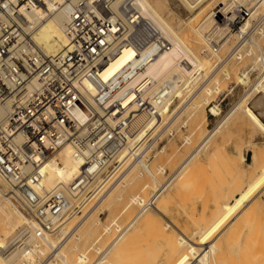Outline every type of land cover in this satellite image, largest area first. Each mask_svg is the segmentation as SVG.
<instances>
[{
    "label": "built area",
    "instance_id": "2783aa9c",
    "mask_svg": "<svg viewBox=\"0 0 264 264\" xmlns=\"http://www.w3.org/2000/svg\"><path fill=\"white\" fill-rule=\"evenodd\" d=\"M48 1L58 10L70 8L66 44L54 57L46 56L24 28L26 14L48 10ZM169 48L141 13L139 0H0V105L11 111L0 126L1 191L28 222L13 247L24 238L43 242L57 235L135 164L150 159L149 135L135 140L138 121L161 120L160 112L176 99L173 81L154 91L145 73ZM127 50L136 57L104 81L105 70ZM66 148L78 172L70 183L46 188L45 168L62 166L59 153ZM170 178L150 199L134 204L139 210L133 219L114 222L119 228L109 245L95 249L93 259L82 255L77 264H106L110 245L131 230L140 213L156 207ZM55 250L47 256L49 264L63 263Z\"/></svg>",
    "mask_w": 264,
    "mask_h": 264
},
{
    "label": "bare ground",
    "instance_id": "6f19581e",
    "mask_svg": "<svg viewBox=\"0 0 264 264\" xmlns=\"http://www.w3.org/2000/svg\"><path fill=\"white\" fill-rule=\"evenodd\" d=\"M209 1L210 0H181V2L184 5V7L187 10H189L190 12H193V11H195L197 9L199 10L200 9L199 7H201V5H203V4L204 5L205 4L207 5V3H208V5H209V6H206L205 5L206 7H204V8L202 7L203 9L202 10L200 9L201 11L197 14V16L195 17V19H193L194 22L196 21V26L195 25L192 26L194 24V22L192 24V21H191L190 24H189V27L187 26L188 27L187 29L189 31L188 32H184L183 31L184 30L183 29L184 27L182 28V26H181V28L183 30L181 28L176 29L175 27H173L168 22V20L165 19V17L163 16V13L160 11V6L155 3V0H139V8H140V11L143 14V16L146 19H148L150 22H152L154 24V26L159 31H161V33L164 35V37L167 40V42L170 44L169 50L166 51V52H164V53H162V54H160L149 65V67H148V69H147V71L145 73V76L149 77L153 81L152 82V88L151 89L154 90V91L157 90L158 87L160 85H162L163 83L173 81L174 82V86H173V89L174 90L173 91H174V94H175V99H180L181 101H184V99H186L185 98L186 94H190V95L192 94V95H194V96H192L193 97L192 98V102L189 105V106L192 107L191 110L192 111L194 110L192 112L194 115L197 114L203 108V106L205 105V106H207L208 109L209 108L211 109L210 112L213 115L220 116L221 109L218 108V106H215V104L217 102H213V103L211 102L210 103V100L213 99V98H215V97H217V96L218 97L221 96L226 91L224 89H222V86H224V85H221V81L220 80H215V82H214V79L211 81V80H209V78H208V81L206 82L207 83L206 84L207 86L203 85L202 87L198 88V84L201 83L200 81L203 79V77H205L207 75V72H206V69H205V66H206L205 60L206 59L204 60V58L201 56V54H203L202 53L203 51H205L206 53L208 52L207 58H208V60L210 59L209 61H211V59H212V60H215L216 64L226 66L227 64H229L231 61L233 62L234 60L236 62H240V63L243 62L246 59V57H247V53L244 54V51L242 52L241 46H245V44L243 43V45H240V48L239 47H236V49L235 48L232 49L231 53L226 58H223V52H224L223 50H224V48H226L228 46L229 40H227L226 43H224L223 45H221L220 41H221L222 38L220 39L219 38L220 36L219 37L216 36V38H214L215 40H212L213 38L211 39V36H209V35L207 36L206 35V32H208L209 28L212 27V25H214V24L217 25V21L216 20H219V22H220L221 25H220V27H217L216 26L217 27L218 34L215 31L214 32L217 35L222 34V36H224V33H228V35H230L229 34L230 33V28L234 24L235 19L242 17V15L244 16V14L241 15V13H240L239 10H238L239 12L237 11V8H236V10H234L235 9V6L237 7L239 4H241V3L243 4V2H246L248 4L250 2V4L253 5V8L248 9L249 12L252 13L251 18L245 23V25L243 26L242 30H240V33L236 36L239 39H243V36L246 35L248 33V31L250 30V28H251V24L253 23L252 22V19L255 18V15L257 13V10L255 11V9L258 6H259V9H261L260 7L264 5V0H224L223 2H219L218 4L216 3V4L211 5V6L209 4ZM156 2H157V0H156ZM211 2L212 1H210V3ZM225 2H228V3L225 4ZM163 3H161V4H163ZM47 7H48L47 8L48 10H44V11H39L38 10V11H35V12H31V13L26 14L27 23L25 24L24 28L29 33V35L32 37V39L35 42V44L41 49V51L46 56H48V57H54V56H56V55H58V54H60L62 52V50L64 49L65 44H66V41H65V28H66V25H67V23L69 21L70 8L69 7H65L63 9H59L58 10V9H56L54 7V4H53L52 1H48ZM237 12H238V14H237ZM258 31H261V30H258ZM217 38H219L220 40H218ZM251 39H252V37H251ZM214 42H216V44H214ZM245 43H246V41H245ZM257 43H258V41H257ZM249 53L250 52L248 51V54ZM249 56H250V54H249ZM135 57H136V53L134 51H132V50L125 51L122 54V56L117 61H115L110 67H108L107 70H105V72L102 75L103 80L104 81H108L109 79H111L120 70H122L126 65H128ZM253 59H254L253 60L254 61V64L251 67L245 69V71H243L244 73L241 74V75H239L238 78H237L238 84H241V86L243 85L244 87H247V88L249 87V91L246 92V94L244 96L242 95L243 99L239 103H237L235 105V107L231 110V112H229V114H227L222 119V121L219 123V125L212 132H209V135L208 136L206 135L207 137H205V139H203L202 143L205 142L208 145L211 140H214V138H216V136H219V133L221 132V130H223V128L227 124H228V126H230L229 125L230 122L234 118L239 117V116L242 117V118L245 117V119H247V121L250 123V127L252 126L254 128V130H252V127H251V130L252 131H255L256 130L258 133H260V134H262L264 136V122L261 119V116H264V56H260V54H259L257 57H255ZM207 68H208V66H207ZM224 71H225V69H224ZM254 71L255 72H260V75H259V78H257L258 80H256V82L254 84H252L251 83V79H250V74L253 73ZM246 72H248V73H246ZM223 74H225L226 80H229L230 79V76L231 75H230V72L229 71H225ZM218 75L216 77H219ZM180 82L182 83L181 85H180ZM202 82H203V80H202ZM212 82H214V83H212ZM197 97H199V98H197ZM195 98L201 99V102H198L197 100H195L196 101V103H195V101H194ZM173 104H174V100L169 101L167 103V105L165 106L164 110L160 112V114H161V120L158 119L157 121H155V120L147 119V117H141L140 120L138 121V125H137V128L140 130V132H139L138 136L135 138V140H140V139L142 140L145 137H147L149 134L151 135V133H152V136H153L154 133H158L156 131H158V129L161 126H163L165 120H167V118L169 119V117H172L175 114L174 111L178 110V107L177 106L174 107L175 110H171L172 107H173ZM180 104H181V102H180ZM255 111H258L260 113V115H258ZM10 112L11 111H8L5 106L0 105V126L5 122V120L9 116ZM187 113L189 114L190 111L187 112ZM203 113H204V111H203ZM196 116L197 115H195V117L193 116L194 117V120L196 119ZM204 116L205 117L203 118V124L202 123H199V124L197 123L198 124L197 127L194 125L196 127V129L198 130V132H199L200 129L204 128L205 125H206V123H207V120L208 119L206 118V115H204ZM179 119H180V116H179ZM191 121H193V118L191 119ZM189 122H190V120H189ZM193 122H195V121H193ZM193 122H192V124H194ZM234 122H233V125H234ZM244 123H243V126H246V125H244ZM249 123H248V126L247 127H249ZM184 127H185V125H184ZM192 127H193V125L191 126V128ZM226 129H227V127H226ZM191 130H193L195 132V130L193 128ZM224 130H225V128H224ZM194 132H193L192 135H194ZM255 132H252L249 135L252 136V134L253 133L255 134ZM228 135L226 134L227 137H230ZM204 136H205V134H204ZM222 137H224V136H222ZM253 137H254V135L250 139H252ZM193 138H195V137L193 136ZM185 141L189 145V143H191L190 137L187 138V139H185ZM155 142H156V140H155ZM246 142H247V144H249L248 141H246ZM243 143H244V139H243ZM250 143H252V142H250ZM207 145H206V148H207ZM254 145L256 146V143H254ZM196 147L198 148V146H196ZM239 147H236V148H238V149H236L238 151L237 153L239 154L238 156H239V158L241 157L244 161H246L245 160V156H243L244 153H243V149H242V147H244V144H243V146L241 148H239ZM247 149H248V152L251 154L250 156H251L252 166L249 165V167H252V169L250 168V170L253 171V174L252 175L254 176V175H257L258 173H260L261 175L256 180V182L254 184H252L254 182L253 181L252 183H250L247 186V188L249 187V189H248L247 192L245 190H243V188H244L243 185H245L244 182L241 181V180H239V179H237V178H235L234 183H232L235 186L234 191H232V194H231L232 195V198H231L232 199V202L233 201H237L236 200L237 199L236 197L238 195H241L244 192H246L247 194L248 193H251L254 190V188H256L258 185H260L261 183L264 182V155H263V153L261 151L257 150L254 146H251V147L249 146ZM201 152L202 151H198L197 149H195L187 158L185 157V159H184L185 162L183 161L184 163H182L181 167L178 168V170L175 172V174L173 176H171L172 178H170V180H168V182L171 181L170 184H169V187H168L167 191L164 194H162L157 199V203H159L158 201L160 200V198L162 196H164L166 193H168L169 190H171V188H172L174 182L177 180V178L180 177V175L182 177V174L184 173L185 169L187 167H189L190 162L199 153H201ZM216 152H217V150H216ZM212 153H213V151H212ZM222 153H223V155L227 156V151L226 150L223 151V152L218 151L217 153H215L213 155L214 158H211V159H213L212 162L214 164L216 163L217 158H219V160H220V158H222L221 157L222 156ZM59 160L61 161L62 166H57L55 163H51V164L49 163L46 166V168H45L46 179H45L44 186L46 188H53L54 186H57V185H60V184H68V183H70L72 181L73 177L78 172V164L73 160L72 153H71V150L69 148H66V149L62 150L59 153ZM208 160H209V158H208ZM219 160H218V162H219ZM233 161L230 162V163H228L229 170H231L234 173V176L242 175L244 173V171H246L245 170V167L244 166H243L244 168L242 167L244 169V171L241 172L240 166H238L235 163H233ZM224 163H225V161H224ZM210 164H212V163H210ZM232 164H235L236 166H234ZM243 164H245V163H243ZM134 166L114 186H112L110 188V190L103 197V199L100 200V202L101 201L103 202L106 199H110L111 201H110V204H109L108 207H110L112 204L117 205L118 202L121 203V200H123L122 199V194L113 195V193L116 190V187H118V185L124 184L123 182L126 180V178L130 174H131V176H133L131 178H135L136 177V176L134 177V175H132V174H135L137 172L136 171L135 173H132L135 170V168H136ZM136 166L137 167L140 166V168L143 169V172L144 173L146 172L153 179L154 183L156 182V177L153 175L154 173L150 170V168L146 164L138 163V164H136ZM197 166H199V165H197ZM208 166H209V164H208ZM221 166H223V165H221ZM233 167H235V169ZM247 168L248 167H246V169ZM157 169H156V171H158L159 174H164V171L165 170L162 167H158L157 166ZM194 169H196V167ZM199 169H202V168H199ZM196 170H198V168ZM216 170H218V169H216ZM226 170H228V169H226ZM188 171H190V169L189 170L187 169V172L185 171V176H186V174H188ZM247 171H248V169H247ZM195 172H197V171H195ZM200 172H201V170H200ZM205 172H206V170H205ZM232 172H230V173L232 174ZM226 173L229 174L228 171ZM155 174H156V172H155ZM218 175H220V174H218ZM229 176H232V175H229ZM244 176H245V174L242 175L243 178H244ZM138 177H139V175H138ZM140 177H142V175ZM183 177H184V175H183ZM194 177L197 178L196 176H194ZM180 178H178V179H180ZM184 178H185V179H183L184 181H186V182L188 180L190 181V179H187V178H190V177H187V178L184 177ZM202 178H203V175H202ZM224 178L225 177H223V179ZM250 178H251V176H250ZM248 179H249V176H248ZM181 180H182V178H181ZM138 181H139V179H138ZM184 181H182L183 184H184ZM198 182H199V180H198ZM209 182L211 183V179L209 180ZM149 183H151V182H149ZM149 183H147L148 186H150ZM152 183H151V187H152ZM164 183L165 182H163L161 185H163ZM199 183L201 184L202 182H199ZM224 183H226V182L224 181ZM188 184H189V182H188ZM129 185L131 186V183ZM154 185H156V184H154ZM161 185H158L157 188L154 187V188H156L155 191L153 193H150L152 195L149 198L148 197H146V198L150 199L155 194V192L157 191V189H159V187ZM178 185H180V182L178 183ZM186 185H187V183H186ZM202 185H204V184H202ZM202 185H201V187H203ZM124 186H126V183L124 184ZM144 189H142L141 191L144 190L143 192H145V196H147L149 194V192H148V194H146L147 193L146 192L147 191L146 190L147 187H145ZM151 189L153 190V188H151ZM217 189H215V190H217ZM1 190L2 189H0V251H2V255L0 253V264H38V261L41 260L40 258H42V256L43 257L46 256L48 254V251L49 250L50 251H53L54 249H56L55 250V254L57 255L56 257L63 258L61 256V253H62V250H63L62 248L64 247V245L66 246V244L63 245V243L66 240V237L68 235L69 228H71V227H69V225H70L69 223L71 222V220L66 224V226L65 225H64V227L62 226V229L59 230V235H56V236H58L57 238L54 235V236L48 237L46 240H43V242H36L35 240H32L30 237H28L26 239L24 238L23 239L24 242L22 241L21 243H19L15 247H13L12 241H10L11 243L9 242L10 244L9 243L8 244L6 243L8 237L12 236L15 231L19 230L22 226H24V224L26 225L28 222H27V219L24 217V215L22 213H20L17 210V208L11 203V201L7 197H5L3 195V193H2ZM196 190H198V189H196ZM263 191H264V187H263L262 191L259 192L258 194L262 193ZM185 192H186V190H185ZM199 192L200 191H198L196 193L198 194ZM219 192H222V191H219ZM188 193H189V191H188ZM217 194H220V193H217ZM231 195H230V197H231ZM207 197H208V195H207ZM206 198L204 197V200L203 201H206L207 200ZM216 198H217V196H216ZM216 198H215V201H216ZM142 199H144V198H142L140 196H136V197L133 196V197L130 198V201H131L130 204L131 205L132 204H138V201L139 200L141 201ZM186 200H187V198H186ZM165 202H164V204L167 205L168 204V200L165 201ZM232 202L231 203H229V202L226 203L223 207L221 206V208H223L224 211L220 207L218 208L219 215L217 217V220L214 223L212 222L213 225L211 227H209L211 223L210 224L207 223L208 227H206L207 225L205 224V222L206 221L209 222L208 220H204V219L201 220V218H204L202 216V213H203L202 212L201 213V218H198V217L197 218H198V221L201 220L204 223V225L203 224H200L199 227H197L196 226L197 224L195 225V223L192 222L198 228V231H196V234L195 235H189L187 233H183V232L179 231L178 229H176V227H175L174 232L172 234H168L169 233L168 231L170 229H172V226L169 225V224H162L161 223V224L155 226V224H154L155 223L154 218L156 216H158L159 213H160V210L157 207V204H156V207L155 208L150 209L146 213L143 212L142 215L140 213V215L138 216V219H141V217L145 216L146 222H147V224H148V226L150 228V232L155 233V234H158V236L156 235L157 236L156 240H152V241H153V246H155V247H158L159 246L160 254H159L158 257L156 255L157 253L154 254V255H156V258L155 259H157V260L155 261V263H152V264H160V263L161 264L162 263L163 264H227V261L228 260H230V261L233 260L231 262V264H236L237 263L236 260L241 258L240 257L241 254L243 255V253H242L243 251L241 252L242 246H241V248L239 246V249H238V247L234 248L236 251H233L234 250L233 249L231 252L227 253L228 252L227 251V248L229 246H231L230 245L231 242H229L231 240H229L230 239L229 236H228V238H229L228 240L226 238H224V236L226 234L225 235L223 234V232H224L223 229L225 230V227H226L225 224H226L227 220L230 218V216H231L232 213L235 214V211H238L237 208H238V205H239L240 202H237L233 206L231 205ZM161 203H163V201H161ZM92 204H93V202H92ZM92 204H90V207H91ZM215 205L217 206V204H215ZM205 206H206V203H205ZM127 207H126V209H127ZM204 208L205 207H203V211H204ZM110 209H112V208H110ZM214 212H215V210L213 211V213ZM220 212H221V214H220ZM246 213H248V211H246L245 214ZM239 214H240V212H239ZM93 215L91 216V218L93 217ZM247 215L248 214H246V216ZM215 216L216 215H214V217ZM240 216L241 215H239V218H241ZM246 216H244V218H246ZM95 217H97V216H95ZM95 217H94V219H95ZM88 218H89V216H88ZM88 218H86V220H84V222H82L84 224L83 226L85 227L84 228V235H88L91 232H92V234H95L94 230L96 231L97 228L99 226H101V222H100V220H98V217H97V220L95 219V220H91V221H90V219L88 220ZM191 218L193 220V217L192 216H191ZM236 218L238 219V217H236ZM236 218H234V219H236ZM237 219H236V221H237ZM246 219L248 220V217ZM115 220H117V219H115ZM136 221L138 222V220H136ZM236 221L235 220H232L230 225H232V227H235V225H233V224H236L237 227H239L238 225H239V223L241 221L240 222L239 221L236 222ZM137 222H135L133 224L132 228L137 224ZM73 223H75V222H73ZM73 223H71V224H73ZM115 223H116V221H115ZM111 224H113V223H111ZM81 225H79V226L82 227ZM109 226H111V225H108V227ZM103 227H101V228H103ZM105 227L106 228H105L104 233L108 234V236L111 235V234H113V232H112V230L110 228H107L106 225H105ZM240 227L242 228L241 225H240ZM118 228L119 227L117 226L116 230ZM228 228H230V227L228 226ZM81 229H83V228H81ZM235 229L236 228L230 229L229 235L231 237L236 236V233L240 231V230L237 231L238 229L235 231ZM221 230H222V232H221ZM232 230H234L233 232L235 234H232L231 235ZM79 232H81V231H79ZM126 232H123L110 245L107 255H110L113 251H116V252H114V258H113L114 260L113 261L110 260L111 262H109V263L107 261L106 264H126V262H129L128 251H132L133 250L134 253H132V254H135L136 252L141 251L138 247H136L138 244H140L141 242H143V240L140 237L141 235L139 236L138 234L136 236H134L131 240H127L125 242V245H123L122 247H119L120 246L119 245L120 242H122L124 240V237L128 233V232L127 233ZM216 232H219V234L216 233ZM216 234H218V235H216ZM84 235H83V237H84ZM249 235H251L250 234V231H249ZM253 235H251V236H253ZM101 236H100V238H101ZM113 236H114V234H113ZM220 236L223 237L224 239L223 238H220ZM239 236L237 235L236 238H238ZM53 237H55V239H53ZM77 237L79 239H82L81 238V235H78ZM89 237L91 239V236H89ZM129 237H127V238H129ZM103 238H105V237H103ZM233 238H235V237H233ZM236 238H235V241L238 242L236 240ZM71 240H73V238ZM98 240H100V239H98ZM238 240H239V238H238ZM95 243H96V241H95ZM92 246H94V245L92 244ZM117 246H118V249H117ZM232 247H233V244H232ZM247 247H248V245H247ZM73 248H74V250H77L78 248H81V246L80 247H77L76 244H75V247H73ZM67 249H68V247H67ZM95 249H97V252L99 251L98 248H95ZM115 249H117V250H115ZM237 249L240 251L241 254L240 255L239 254H236V256L238 257V255H239L240 258L239 257L237 258L236 256H233V254H232V257H231L232 259L228 255V257L230 259H228L226 261L227 254H231V253H234V252L235 253L236 252L238 253ZM79 250H77L76 253H77V256H80V257L78 258L77 256H73V258H75L74 260H76V261L78 259H79L78 261H82V255H84L83 254L84 252L82 253V255H78ZM154 251L156 252V249ZM157 251H158V248H157ZM65 252H66V250H65ZM65 252H63V253H65ZM152 252H153V250H152ZM67 253H68V251H67ZM151 254L152 253H150V255ZM140 256L142 257L141 254H140ZM76 257L78 259H76ZM244 257H246L245 258L246 261H243V263H245L247 261L250 262L249 258L251 256L248 257L247 255H245ZM244 257H243V259H244ZM257 257L258 256L255 257L256 260H257ZM64 258H66V256ZM233 258L236 259V260H234ZM252 258H254V255H253ZM138 259H140V258H138ZM62 260H63V263L64 264H68L66 262V260H68V259H66V260L62 259ZM71 260H72V258H71ZM145 260L146 259H144V261ZM240 260H242V259H240ZM259 260L260 259H258L257 261H255L254 259L253 260L251 259V262L252 263L251 262L250 263L251 264H254V263H257ZM130 262L132 263V261H130ZM152 262H154V260H152ZM250 263H248V264H250ZM69 264H72V263H69ZM138 264H140V263L138 262ZM239 264H241V261H240Z\"/></svg>",
    "mask_w": 264,
    "mask_h": 264
},
{
    "label": "rangeland",
    "instance_id": "374dc122",
    "mask_svg": "<svg viewBox=\"0 0 264 264\" xmlns=\"http://www.w3.org/2000/svg\"><path fill=\"white\" fill-rule=\"evenodd\" d=\"M158 1L159 0H157V2H156V0H155V3L160 6V11L163 13V16L165 17V19L168 20V22L173 27H175L176 29L181 28V26H182V28L184 27L183 28L184 30L181 28L184 32H188L189 31L187 28L189 27V24H190L191 21H192V24H193V22H194L193 19H195L197 14L204 7L209 6L208 3H207V5L205 4L206 6L203 4V5H201V7H199L201 10L197 9V10H195L193 12H190L189 10H187L184 7V5L182 4L181 0H160L159 2ZM210 1H212V2L210 3ZM210 1H209V4L211 6V5H214L216 3L218 4L219 2H223L224 0H221V1L220 0H210ZM161 3H163V4H161ZM227 3L228 2H225V4H227ZM236 8H237V11L238 10L242 11L245 16L244 17L242 16L243 17L242 19L241 18L235 19L234 24L230 28V33H229L230 35H228V33H224V36H222V34L217 35L218 34L217 27H220V25H221L219 20H216L217 21V25L214 24V25H212V27L209 28V30H208L209 33L206 32V35L207 36L208 35L211 36V39L213 38L212 40H215L214 38H216V36L217 37L220 36L219 38L220 39L222 38L221 41H220L221 45H223L224 43L227 42V40H229L228 46L226 48H224V50H223L224 51L223 52V58H226L231 53L232 49H234V48L236 49V47L240 48V45H243V43L245 44V46H241L242 52L244 51V54L247 53V57L248 58L246 57V59L243 62H241V63L240 62H236L234 60L233 62L231 61L226 66H223V65L216 64L215 60L211 59V61H209L210 59L208 60V58H207L208 52L206 53L205 51H203L202 52L203 54H201V56L204 58V60L206 59L205 60V64H206L205 69H206L207 75L205 77H203V79H202L203 82H202V80L200 81L201 83L199 82L200 84H198V88L202 87L203 85L207 86L206 82L208 81V78H209V80H211V81L214 79V82H215V80H220L221 81V85H224V86H222V89H224L226 91L221 96H219V97L217 96V97H215V98L210 100V103L211 102L212 103L213 102H217L215 104V106H220V109H222V111H220L221 112L220 116L213 115L209 111L207 106L204 105L203 108L201 109L202 111L200 110L201 112L199 111L197 114H195L197 116H196V119L194 120L195 115L192 113L194 110L192 111L191 110L192 107L189 106L190 103L192 102V98H193L192 96H194V95L186 94L187 97L185 96L186 99H184V101H181L180 99H176L171 110H175V108H174L175 106L178 107V110L174 111L175 114L172 117H169V119L167 118V120H165L163 126H161L158 129V131H156L158 133H154L153 136H152V133H151V135L149 134V137L147 138L148 139V143H149L148 144L149 145L148 146L149 147L148 150L150 151L149 152L150 159L147 162H145V164L154 173L153 175L156 177V182L154 183L153 179L146 172L144 173L143 169H141L140 166L137 167L136 164H135L134 167H136V168H135V170L132 173H135L136 171L138 173L139 172L140 173L138 174L136 172L135 174H132V175H134V177L136 176L135 178H131L133 176H131V174H130L129 175L130 177L128 176L129 178L127 177L128 179L126 178V180L123 182L124 184L126 183V186H124V184L118 185V187H116V190L113 193V195L122 194V199L123 200H121V203L118 202L117 205L112 204L110 207H108L109 204H110V201H111L110 199H106L108 202L105 200L107 203L105 201H103V202L101 201L100 202V200H102L103 198H101L99 200L100 203L96 199V201L95 200L93 201V204L91 203L92 204L91 207H90V205L88 206L89 209L87 208V210L83 213V215H84L83 217L77 216V217H75L73 219H70L71 222L69 223L70 224L69 227H71V228H69L68 235L66 237L65 242L63 243V245L66 244V246L64 245V247L62 248L64 251L62 250V253H61V256L63 258L66 256V258H64L65 260L68 259V260H66V262L68 264L69 263H72V264L73 263L74 264L78 263L77 261L79 260L78 258L80 256H77L76 251L79 250V249L80 250L78 252V255H82V253L84 252L83 254H88V256L91 259H93L95 257V251H94L95 248H105L107 245H109V243H111V241L115 238V236L117 234L115 228H113L114 222L117 221L119 224H125V223L129 222L133 217H135L137 215V212H138L139 209H138V207L136 205H134V204L131 205L130 204L131 203L130 198L133 197V196L134 197L140 196V197H142L144 199L146 197L149 198L152 195L150 193H153L155 191V189L158 187V185H161L163 182H165L167 177H168V175L170 177V176H173L175 174V172L178 170V168L181 167L182 163L185 162V160H184L185 157L187 158L195 149H197L196 146L199 147L202 144L203 139H205V137H207L209 135V132H212L219 125V123L222 121V119L227 114H229V112H231V110L235 107V105L237 103H239L243 99L242 95L244 96L246 94V92L249 91V87L247 88V87H244L242 85L244 87L243 88L241 86V84H238L237 78H238L239 75L244 73L243 71H245V69L251 67L254 64V61H253L254 59L253 58L257 57L259 54H260V56H264V48H263L264 47V38H263L264 37V35H263L264 34V5L260 7L261 9H259V6L255 9V11L257 10L258 14L256 13L255 18L252 19L253 23L251 24V28L248 31V33L246 35H244L245 37L243 36V39H239L236 36L240 33V30H242V28L245 25V23L251 18L252 13H250L248 9L253 8V5L250 4V2H249V4L246 3V2H243V4L241 3L237 7L235 6L234 10H236ZM238 12H237V14H238ZM194 25L196 26V21L194 22V24L192 26H194ZM258 30H261L262 32L258 31ZM251 37H252V39H251ZM219 38H217V39L220 40ZM256 40L258 41V43H257ZM245 41H246V43H245ZM214 44H216V42H214ZM248 51L250 52L249 53L250 56L248 54ZM207 66H208V68H207ZM223 68L225 69V71H229L230 72L231 76H230L229 80H226L225 74H223L225 72ZM255 71L250 74V79H251V83L252 84H254L256 82V80H258L257 78H259V75H260V72H255ZM246 73H248V72H246ZM217 75L219 77H216ZM214 82H212V83H214ZM199 97H197V98H199ZM197 98H195L194 101L197 100L198 102H201V99H197ZM180 102H181V104H180ZM195 103H196V101H195ZM189 111H190V113L188 114L187 112H189ZM203 111H204V113H203ZM255 112L258 115H260V113L258 111H255ZM204 115H206V118L208 120H207V123H206L205 127L199 130V132H200L199 133L198 130L196 129V127H197V125L199 123L203 124V118L205 117ZM179 116H180V119H179ZM190 118L191 119L193 118V121H195V122L191 121ZM241 118L242 117H240V116L234 118L230 122V124H229L230 126H228V124H227L224 127L225 130L223 128V130H221V132L219 133V136H216V138H214V140H211L209 142V144L207 145V148L204 151H202L201 153H199L190 162L189 167H187L185 169L186 172H187V169L188 170L190 169V171H188V174H186V176H185V171H184V173L182 174V177L180 175L182 180H181L180 177H178L180 179L177 178V180L174 182L171 190H169L168 193H166L164 196H162L160 198V200L158 201L160 204L157 203V207L159 208L160 213H159L158 216L155 217L156 219L154 218L155 226H157V225H159L161 223L162 224H169V225L172 226V229H170L168 231L169 232L168 234H172L174 232L175 227H176V229H178L179 231H181L183 233H187L189 235H195L196 231H198L197 227H199L200 224L204 225V223L201 221L202 219L208 220L209 222L206 221L205 224L207 225V223L208 224L211 223L210 226H209V227H211L213 225V223L217 220V217L219 215L218 208L219 207L221 208V206L223 207L228 202L229 203L232 202V199H231L232 195L231 194H232V191H234V188H235V186L232 183H234L235 178H237V179H239V180L244 182L245 185H243V187H244L243 190H245L247 192L248 189H249V187L247 188V186L250 183H252L253 181L254 182L252 184H254L256 182V180L260 177V175H261L260 173H258L257 175H254V176L252 175L253 171L250 170V168L252 169V167H249V165L252 166V161H251V156H250L251 154L248 152L247 148L249 146L250 147L254 146L257 150L261 151L263 153V155H264V136L262 134L258 133L256 130H255L256 132L252 131V130H254V128L251 126L252 127V130H251L250 123L247 121V119H245V117H243L242 119ZM261 119L264 122V116H261ZM189 120H190V122H189ZM192 122L194 124H192ZM233 122H234V125H233ZM243 123L246 126H243ZM248 123H249V127H247ZM184 125H185V127H184ZM192 125H193L192 128L194 130L196 129L195 132L193 130H191L192 129L191 128ZM226 127H227V129H226ZM193 132H194V135H192ZM252 132H255V134L253 133L252 136L254 135V137L252 139H250L252 136L249 135V134H251ZM204 134H205V136H204ZM226 134L227 135L229 134L228 136H230V137H227ZM193 136L195 138H193ZM222 136H224V137H222ZM189 137H190L191 143H189V145H188V143L185 141V139H187ZM243 139H244V143H243ZM155 140H156V142H155ZM246 141H248L249 144H247ZM250 142H252V143H250ZM254 143H256V146L254 145ZM243 144H244V147H242ZM236 147H239V148L242 147L243 153H244L243 156H245V160L246 161H244L241 157L239 158V156H238L239 154L237 153L238 151L236 150L238 148H236ZM216 150H217V152L218 151L223 152V151L226 150L227 151V156L223 155V153H222V156H221L222 158H220V160H219V158H217V161L215 163L216 165H215L212 162L213 159H211V158H214L213 155L215 153H217ZM212 151H213V153H212ZM208 158H209V160H208ZM218 160H219V162H218ZM224 161H225V163H224ZM232 161L236 165L240 166L241 172L244 171L243 168L245 167L246 171H244V173H243V174H245L244 178L242 177L243 174L242 175H238V176H234V173L231 170H229L228 163H230ZM210 163H212V164H210ZM243 163H245V164H243ZM208 164H209V166H208ZM235 164H232V165L236 166ZM197 165H199V166H197ZM221 165H223L224 167L221 166ZM157 166L158 167H162L165 170L164 174H159L158 171H156ZM195 167H196V169L198 168V170L194 169ZM246 167H248L247 169H248L249 172L247 171ZM199 168H202V169H199ZM233 168L235 169V167H233ZM216 169H218V170H216ZM226 169H228V170H226ZM200 170H201V172H200ZM205 170H206V172H205ZM195 171H197V172H195ZM227 171L229 172V174L226 173ZM155 172H156V174H155ZM230 172H232V174ZM218 174H220V175H218ZM138 175H139V177H138ZM141 175H142V177H140ZM183 175L186 178L190 177V178H187V179H190V181L189 180L187 182L184 181L183 179H185V178L183 177ZM202 175H203V178H202ZM229 175H232V176H229ZM194 176H196L197 178H195ZM248 176H249V179H248ZM250 176H251L252 179L250 178ZM223 177H225V178L223 179ZM138 179H139V181H138ZM210 179H211V183L212 184L209 182ZM198 180H199V182H202V183L200 184L198 182ZM182 181H184V184H183ZM224 181L226 183L227 182L228 183L226 184V183H224ZM149 182H151V183L153 182L152 183V187H151V183H149ZM179 182H180V185H178ZM188 182H189V184H188ZM130 183H131V186L129 185ZM147 183H149L150 186H148ZM186 183H187V185H186ZM154 184H156L157 186L154 185ZM202 184H204V185H202ZM201 185L203 187H201ZM145 187H147V189H146L147 193L146 194H148V192H149L150 195L148 194L147 196H145V192H143L145 190L144 189ZM150 187L153 188V190ZM154 187H156V188H154ZM263 187H264V182L261 183L260 185H258L256 188H254V190L251 193L247 194L246 192H244L243 194L238 195L236 197L237 201H233L232 202V204H231L232 206L235 205L237 202H240L239 205H238V208H237L238 211H235V214L232 213L230 218L227 220V222L225 224V226H226L225 230L223 229V231H224L223 234L224 235L226 234L225 235L226 237L224 235L223 236L227 240L229 239L228 238V236H229L230 237L229 240H231L229 242H231L233 244V247H232V244L230 243L231 246H229L227 248V251H228L227 253L231 252L236 247H238V249H239V246H240V248L242 246L241 252L243 251L242 252L243 255L237 249L238 253L234 252V253H231V254H227L226 261L232 257V254H233V256H236V254H239V255L241 254L242 255V256L240 255L241 258L239 257V255H238V257L240 259H242V260L237 259L238 258L237 256H236L237 258L235 257L237 260L233 258L234 260L237 261L236 264H239L240 261H241V264H245V263L248 264V263L251 262V259L252 260L254 259L255 261L260 259L257 263H254V264H264V191L262 193L258 194L259 192L262 191ZM2 188L3 187H2V184L0 182V189H2ZM142 189H144V190L141 191ZM196 189H198V190H196ZM215 189H217V190H215ZM185 190H186V192H185ZM218 190L222 191V192H219ZM188 191H189V193H188ZM198 191H200V192L197 194L196 192H198ZM217 193H220V194H217ZM206 194L208 195V197H207ZM230 195H231V197H230ZM216 196H217V198H216ZM204 197L205 198L207 197L206 201H203ZM148 198H146V199H148ZM186 198H187V200H186ZM215 198H216V201H215ZM164 200L165 201L168 200V204L167 205L164 204V202H165ZM161 201H163V203H161ZM205 203H206V206H205ZM215 204H217L218 207ZM126 205L127 206L129 205V206L127 207ZM126 207H127V209H126ZM203 207H205L204 211H203ZM110 208H112V209H110ZM221 209H223V208H221ZM214 210H215V212L213 213ZM223 211H224V209H223ZM246 211H248V213H246V214H248L247 216L245 214ZM239 212H240V214H239ZM201 213H202V216L204 218H201ZM220 214H221V212H220ZM92 215H93V217L91 218ZM214 215H216V216L214 217ZM239 215H241L240 217L242 219L239 218ZM88 216H89V218H88ZM95 216H97L98 220H100L101 226H99L96 231L94 230L95 234H92V232H91L88 235H84V228L85 227L83 226L84 224L82 222H84V220H86V218H88V220L90 219V221L91 220H95V219L97 220V217H95ZM191 216L193 217V220H192ZM244 216H246V218L248 217V220L246 218H244ZM94 217H95V219H94ZM197 217L201 218V220L198 221ZM233 217L234 218L238 217L239 220L236 218L237 221H239V222L241 221L239 223V225H238L239 227H237L236 224H233V225H235V227H232V225H230L232 220L236 221V219H234ZM113 219L114 220L117 219V220L114 221ZM73 222H75V223H73ZM192 222L195 223V225L197 224L196 225L197 227ZM71 223H73V224H71ZM111 223H113V224H111ZM66 224H65V226H66ZM79 225H81L82 227H80ZM105 225L107 226V228H110L112 230L114 236H113V234L108 236V234L104 233L105 228H106ZM108 225H111L112 227L111 226L108 227ZM227 225L230 228H228ZM240 225L242 226V228L240 227ZM101 227H103V228H101ZM206 227H208V225ZM81 228H83V229H81ZM233 228H236L235 231L237 229H238L237 231L240 230L239 232L236 233V236L237 235L239 236L241 234L238 237L239 240H238V238H236V236H233V237L236 238V240L238 242L235 241V238H233V237H231L229 235L230 229H233ZM18 231L19 230L15 231L12 236L7 238V242H6L7 244L16 237ZM79 231H81V232H79ZM233 231L234 230H232L231 235L235 234ZM249 231H250L251 235H253V234L254 235L253 236L249 235ZM219 232H216V233L219 234ZM221 232H222V230H221ZM137 234L139 236L141 235L140 237L143 240V242L138 244L136 247H138L142 252L138 251L135 254H132V253H134L133 250L132 251H128L129 262H126V264H129V263L130 264H134V263L138 264V262L140 264H147V263L148 264H152V263H155V261L157 260V259H155L156 255H157V257L159 256L160 250H159V246L158 247L153 246V241L152 240H156L158 234L150 232V228H149V226H148V224L146 222L145 216L141 217V219L138 220L137 224L124 237L125 241L123 240L122 241L123 243L120 242V244H119L120 246L119 245L118 246L122 247L123 245H125V242L127 240H131ZM218 234H216V235H218ZM57 235H59V233ZM78 235H81L82 239H79L77 237ZM83 235H84V237H83ZM89 236H91V239H90ZM100 236H101V238H100ZM55 237L57 238L58 236L55 235ZM55 237H53V239H55ZM103 237H105V238H103ZM127 237H129V238H127ZM72 238H73V240H71ZM220 238H223V237L220 236ZM98 239H100V240H98ZM95 241H96V243H95ZM72 243L73 244L75 243L77 247L81 246V248H78L77 250H74L73 247H75V244L73 245ZM91 243L94 246H92ZM247 245H248V247H247ZM118 246H117V249H118ZM67 247H68V249L69 248L70 249L68 250ZM157 248H158V251H157ZM117 249H115V250H117ZM155 249H156V252L154 251ZM65 250H66V252H65ZM152 250H153V252H152ZM67 251H68V253H67ZM233 251H236V250L234 249ZM63 252H65V253H63ZM114 252H116V251H113L108 256V263L114 260L113 259L114 258ZM50 253H51V251L49 250L48 254L46 256H44L45 258L42 256V258H40L41 260L38 261V264H49V261L47 260V256ZM150 253H152V254L150 255ZM140 254L142 255V257L140 256ZM154 254H156V255H154ZM228 255L230 256V258L228 257ZM245 255H247L248 257L251 256L249 258L250 262L247 261L248 263L247 262L243 263V261H246V259H245L246 257H244ZM253 255H254V258H252ZM73 256H77L78 258L76 257V259H78V260L77 261L74 260L75 258H73ZM256 256H258L257 260L255 259ZM243 257H244L245 260L243 259ZM71 258H72V260H71ZM138 258H140V259H138ZM144 259H146V260L144 261ZM152 260H154V262H152ZM130 261H132V263ZM232 261L233 260H231V261L228 260L227 264H231ZM61 264H63V263H61Z\"/></svg>",
    "mask_w": 264,
    "mask_h": 264
}]
</instances>
